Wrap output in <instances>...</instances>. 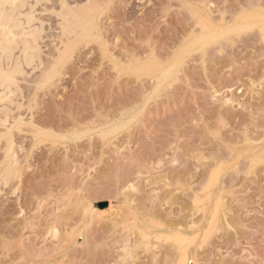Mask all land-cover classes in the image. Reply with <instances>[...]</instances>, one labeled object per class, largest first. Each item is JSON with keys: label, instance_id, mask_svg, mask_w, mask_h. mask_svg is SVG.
<instances>
[{"label": "rangeland", "instance_id": "1", "mask_svg": "<svg viewBox=\"0 0 264 264\" xmlns=\"http://www.w3.org/2000/svg\"><path fill=\"white\" fill-rule=\"evenodd\" d=\"M101 2L111 4L98 18L110 54L139 61L151 42L156 62L113 82L110 68L101 69L106 53L88 39L90 31L66 36L50 10L30 11L36 19L31 27L42 31L45 62L34 70L25 65L27 75L16 86L0 88V136L5 123L18 129L12 143L0 140V264H179L184 254L189 264H264V165L257 162L248 172L264 152L258 142L264 139V37L259 27L244 29L241 16L243 6L258 12L264 0H72L90 17L93 10L84 6ZM199 18L207 24L195 32ZM237 21L243 30L221 38L220 26ZM178 56L184 57L182 78L159 100L146 102L138 121L110 142L94 129L57 143L32 134L33 126L56 136L67 132L68 122L54 118L53 109H67L81 125L97 116L112 124L145 102L156 85L168 84L167 61ZM53 63L55 75L42 84L39 77ZM218 121L232 151L205 134ZM193 149L199 150L195 157ZM213 153L227 167L205 193ZM12 159L21 174L5 187L1 172ZM197 196L210 208L223 199V224L203 247L182 253L167 240L166 228L176 221L186 227ZM203 220L197 212L196 223Z\"/></svg>", "mask_w": 264, "mask_h": 264}, {"label": "snow or ice", "instance_id": "2", "mask_svg": "<svg viewBox=\"0 0 264 264\" xmlns=\"http://www.w3.org/2000/svg\"><path fill=\"white\" fill-rule=\"evenodd\" d=\"M84 7L92 9V17H91V30L88 34V39L93 42L94 46H98L101 50L105 51L106 55L104 61L102 62L101 69L105 65L110 68L109 77L113 78V82L115 79L119 77L120 74H123L126 70H129L135 66L142 65L149 61L156 62L153 53L151 52V42H148L144 47V55H141L140 60L136 61L135 59L125 60L124 55H121L119 59L115 55H111V48L108 46L102 36L101 26L99 24V17L103 16L108 9L111 7V4L108 2H101L96 5H85ZM167 8V5L164 6ZM184 8H191L192 5L186 4L183 5ZM245 10L241 13V16L247 23L244 25V29H251L259 27L260 33L264 36V5L261 6L260 10L257 12L255 10L249 11L247 10L250 6H243ZM47 9L50 10L52 16L57 17L60 20H64L67 18L69 14H75L77 12L78 6L72 4V0H33L32 3H19L18 0H13L11 3H6L5 0H0V33H3L0 36V44L5 43L4 37H8L7 43H11L12 40V26L13 24H20L19 20H16L15 12L17 9H31L33 13H36L38 9ZM48 12H45L47 15ZM196 17H194L193 22H196ZM207 21L203 18H199V23H197V27L195 28V32H200L201 28L206 27ZM242 29L239 21L232 24H222L219 28V32L221 38L227 40L232 38L236 33L240 32ZM71 47V46H70ZM187 47V41L179 50L180 52H184ZM193 47L199 48L198 44ZM201 54H203V50H201ZM126 55L129 58H132L134 54L131 51L126 50ZM163 60V56L160 57ZM198 59V57H196ZM168 64L172 65V70L168 74V84L167 85H156L150 94L145 93V102L138 103L134 109H131L127 115L122 117L121 119L114 121L112 124H105L99 117H96V122L89 121L87 125H81L77 122L78 118L74 113H69L67 109H53L52 116L61 121L68 122V130L62 136H56L55 133L46 132L44 130H36L35 126H33V135L37 140L44 139L45 137L48 139L50 143H57L61 140L64 142H68L70 140L76 138H85L88 134V129H94L97 135H100L106 143L110 142L114 137L122 135L125 131H127L132 125H134L138 119L141 110L144 108L146 102H150L152 100H159L167 91L168 85L177 81L178 78H182L184 69V57L178 56L173 59H169L167 61ZM101 69H98L100 71ZM18 70H15L9 65L7 68L0 67V86L4 88H11L15 85L17 81ZM219 95V93H217ZM216 97L213 96V100ZM230 102V101H229ZM130 117V118H129ZM197 126H199L200 122L198 119L193 121ZM97 123L102 124L103 127H97ZM251 127V125H249ZM3 128L6 129L3 136H0V140H12V133L17 131V128H8V125L5 123ZM222 122H216L215 124H209L205 128V134L209 139H213L220 143L222 148L227 149L228 151H232L231 145H225L223 140L221 139L220 133L222 131ZM250 133L247 129L244 130L242 134V138L245 142H248V136ZM261 136H264V128L261 129ZM258 142L264 146V139H259ZM199 154L198 149H193V157ZM211 161L208 164V167L212 169L211 175L207 179V183L204 186V192H210L217 183L218 176L223 174L226 170L227 165L222 161V158L213 153L212 156L209 157ZM259 162L261 165H264V152H261L258 160L252 159L251 166L248 168L249 174L255 168V165ZM21 174L19 167L14 170L12 173L8 174V180H13L18 178ZM7 183H5V187H7ZM192 215L191 219L188 220L186 227L181 226L177 227L180 221H176L171 224L170 227L166 228L167 231V240L175 245L180 251L183 253L187 248L193 247L195 245H200L203 247L207 242L209 237L215 232L221 229L223 224L224 217L221 215L222 212H226L224 207L223 199H218L215 202V207L210 208L207 205L206 201L200 199L199 196L192 200ZM200 212L204 215V220L201 223H196V213ZM210 213V220H209ZM21 216L24 215L23 212L20 213ZM262 215H264V210H262ZM160 227H164L161 225ZM190 230V231H188ZM160 239L161 237H157ZM150 239V237H145V240ZM181 264H188L187 261H182Z\"/></svg>", "mask_w": 264, "mask_h": 264}, {"label": "bare ground", "instance_id": "3", "mask_svg": "<svg viewBox=\"0 0 264 264\" xmlns=\"http://www.w3.org/2000/svg\"><path fill=\"white\" fill-rule=\"evenodd\" d=\"M26 0H18L19 3L23 4L25 3ZM6 3H11L13 2V0H5ZM27 2V1H26ZM22 10L24 9H17L16 12H15V19L16 20H19L20 21V24L17 25V24H13L12 26V29H11V32H12V40H11V43H7V40H8V37H4V41L5 43L3 44H0V67H3V68H7L9 65H11V67L15 70H18V75H17V81L15 83L14 86L17 85L18 83V80H19V77L22 75V77L27 73L25 71V68L26 66H30L32 65V69H36V67L40 68L43 64L42 62V58L40 60V52H41V45L39 43V38L40 36V33L42 32H38L37 30V27L38 26H34V27H31L33 26V22L36 20L34 18V15L30 13V10L27 12L26 10L23 12ZM27 12V13H26ZM90 14L88 13H82L78 8H77V12L75 14H69L67 16L66 19L64 20H60V29H61V34L63 35H66V36H71L72 34H75L77 33L78 31L79 34L83 33V35H85L84 33L88 34V32L91 30V24H90V21H91V17L89 16ZM207 18V17H206ZM35 19V20H34ZM58 20V19H57ZM22 21L23 23H25V26H27V28L30 27V31H27L28 33H25V31L21 30L22 28H19L22 25ZM198 21V20H197ZM35 23V22H34ZM27 24V25H26ZM35 25V24H34ZM205 28V27H204ZM25 29V27H24ZM40 30V29H39ZM43 30V29H42ZM3 33H0V36H2ZM20 35V36H19ZM264 37V36H263ZM59 45V44H58ZM61 45V44H60ZM18 51V52H16ZM58 51H60L58 49ZM64 53V52H63ZM63 55V54H62ZM50 60V59H49ZM62 60V59H61ZM70 60V59H69ZM45 62V61H44ZM58 63V61H57ZM57 63H53L51 64L52 66L49 67L47 66L44 70L43 75L40 76L39 80H41L40 82L43 84V83H46L47 81H49L53 75H55V70H56V67H57ZM35 64V65H34ZM26 65V66H25ZM45 65V64H44ZM172 66V65H171ZM47 69V70H46ZM63 71V70H62ZM169 71V70H168ZM171 71V70H170ZM166 72V71H165ZM62 73V72H61ZM28 77V76H27ZM21 78V77H20ZM35 78V77H34ZM38 80V79H37ZM38 80V81H39ZM37 81V82H38ZM159 83V82H158ZM41 86V85H40ZM0 88L2 90H8L10 88H4L2 86H0ZM19 88V87H18ZM11 92V91H10ZM9 94V93H8ZM12 94V93H11ZM228 99V98H227ZM6 100V99H5ZM225 100V99H224ZM1 101V100H0ZM3 101V100H2ZM9 102V101H8ZM2 103V102H1ZM10 103H11V100H10ZM4 106V105H3ZM7 108V106H5ZM17 107V106H16ZM19 108V107H18ZM22 123V122H21ZM14 125V124H13ZM8 141V140H7ZM12 143V141H11ZM10 143V144H11ZM9 154V153H8ZM11 156V155H10ZM14 155H12L11 158H14L13 157ZM13 160V159H12ZM16 162V161H15ZM15 163H14V160L11 161V163L8 164V166H5L6 168L3 169L4 171H2V176L1 178L3 180H5L4 182L8 183L7 181L8 180V174L9 173H12L14 170H15ZM110 205V203H109ZM113 208V206H112ZM114 210V209H112ZM111 211V210H110ZM99 212V211H98ZM97 212V213H98ZM101 212V211H100ZM109 212V211H108ZM113 212V211H111ZM110 214H113V213H116L117 211L113 212ZM120 212V211H119ZM107 213V212H106ZM108 214V213H107ZM100 215V214H99ZM114 215V214H113ZM105 216V215H104ZM119 216V215H118ZM103 217V216H102ZM101 217V218H102ZM113 217V216H112ZM119 218V217H118ZM152 222V221H151ZM148 234V233H147ZM146 234V235H147ZM144 234V236H146ZM143 236V237H144ZM148 237V236H147ZM164 238V237H163ZM187 250V249H186ZM130 254V253H129ZM189 254V253H188ZM191 259V258H190ZM186 254H184L181 259H180V262L179 264H181L182 261H187L188 264H189V260H190Z\"/></svg>", "mask_w": 264, "mask_h": 264}]
</instances>
